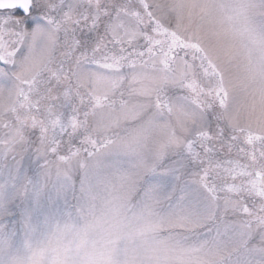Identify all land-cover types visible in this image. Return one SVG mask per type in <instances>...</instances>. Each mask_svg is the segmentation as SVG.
<instances>
[{"label":"snow or ice","instance_id":"obj_1","mask_svg":"<svg viewBox=\"0 0 264 264\" xmlns=\"http://www.w3.org/2000/svg\"><path fill=\"white\" fill-rule=\"evenodd\" d=\"M0 264H264V0H0Z\"/></svg>","mask_w":264,"mask_h":264},{"label":"water","instance_id":"obj_2","mask_svg":"<svg viewBox=\"0 0 264 264\" xmlns=\"http://www.w3.org/2000/svg\"><path fill=\"white\" fill-rule=\"evenodd\" d=\"M2 2H3V3H8V2H9V0H2Z\"/></svg>","mask_w":264,"mask_h":264}]
</instances>
